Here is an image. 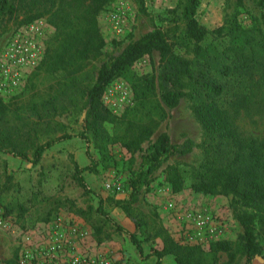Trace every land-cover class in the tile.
I'll use <instances>...</instances> for the list:
<instances>
[{
  "label": "rangeland",
  "instance_id": "1",
  "mask_svg": "<svg viewBox=\"0 0 264 264\" xmlns=\"http://www.w3.org/2000/svg\"><path fill=\"white\" fill-rule=\"evenodd\" d=\"M181 3L110 0L95 13L99 7L95 0H56L54 15L28 23L19 17L0 33V64L6 62L18 70L19 86L0 99L11 112L36 120L31 107L39 108L43 101L57 97L59 109L42 121L40 143L64 133L78 135L82 131L83 93L94 83L100 66L144 34L159 29L175 42L180 57L194 66L203 63L195 54L194 41L184 36ZM263 17L264 0H200L195 15L209 31L237 25L256 38L263 30ZM68 36L70 41L73 37L71 48ZM15 42L35 45L33 63L17 67L6 59ZM85 43L89 47L83 58L80 51H85ZM201 45L207 46L211 55L226 50L225 56L231 57L237 49L239 55L248 57L249 49H240L242 43L225 32L209 35ZM159 74V55L153 52L105 88L102 102L114 118L104 125L111 141L101 152L89 135V154L96 165L82 175L90 194L75 178L76 166L91 165L81 138L52 146L36 165L0 153V264H156V258L148 255L162 249L166 236L207 254L217 243L228 242L231 252L218 251L216 264H246L240 246L243 229L234 218L232 196L195 193L190 188L173 192L165 180L170 165L190 179V173L203 163L206 138L194 112L196 102L190 97L192 82L184 79L183 90L188 96L169 108L160 97ZM257 106L250 105L248 111L241 109L238 114L230 111L246 136L264 135V115L256 111ZM142 129H150L152 134L140 150L128 152L123 142ZM163 133L174 145L191 141L192 149L186 155L163 158L153 173L143 177L145 182L130 200V182L146 171L150 146ZM100 200L117 225L136 233L142 256L125 232L97 212ZM117 201H132L128 213L116 205ZM96 226L101 227L100 241ZM255 233L260 253L252 264H264V232L257 227ZM162 264L177 263L167 255Z\"/></svg>",
  "mask_w": 264,
  "mask_h": 264
},
{
  "label": "trees",
  "instance_id": "2",
  "mask_svg": "<svg viewBox=\"0 0 264 264\" xmlns=\"http://www.w3.org/2000/svg\"><path fill=\"white\" fill-rule=\"evenodd\" d=\"M95 1L99 5L96 13L110 0ZM199 4L200 0H182L181 18L184 22V36L194 41L195 54L202 57L203 63L194 66L191 61L180 57L175 52V42L161 30L148 32L100 66L94 83L83 93L85 102L82 108V131L78 135L64 133L40 143V136L43 134L40 130L42 121L50 112L55 114L59 109L57 97L39 105L43 115L39 112L38 105L31 107L30 111L36 120H33L32 116L22 118L17 112H11L9 105L0 99V153L36 165L52 146L74 137L81 138L87 145L86 154L91 160V165L83 168L76 166L75 178L85 193H92L82 175L96 165L89 154V135H92L96 148L104 152L111 141L104 125L114 119L102 102L105 88L139 59L157 52L162 102L169 108L175 107L180 99L188 96L183 90L184 79L191 81L193 87L190 97L196 102L194 112L206 138L203 163L190 173V179L177 166L170 165L165 170V180L173 192L190 188L195 193L232 196L233 215L243 229L241 250L246 264H252L260 253L255 230L259 227L264 232V135H244L230 111L238 114L241 109L248 111L250 105L257 104L256 111L264 115V17L263 30L258 38L248 35V30H243L237 25L230 28L222 26L209 31L195 18ZM57 10L56 0H0V33L19 17H23V23H28L50 13L54 15ZM222 32L235 41H240V49L248 48V57L239 55L237 49L231 57L225 56L226 50L208 54L207 46L201 43L209 35ZM71 39L70 41V36L67 37L70 48L74 44L73 37ZM88 47V43H85V51H80L83 58L86 57ZM57 63L58 59L54 60V65ZM144 82L154 83L153 80ZM151 134L152 130L142 129L133 139L123 142V146L128 152H136ZM191 149V141L174 145L167 134H160L150 146L146 171L133 177L130 182V200L137 196L139 187L145 182L143 177L153 173L163 158L186 155ZM131 203L132 201H117L116 205L128 213ZM97 212L113 223L118 231L125 232L140 255H143L136 233H130L117 225L103 209L102 200L99 201ZM138 228L136 225V232ZM95 232L99 238L101 227L96 226ZM218 251L231 252V246L228 242L217 243L207 254L199 247L182 246L166 236L162 249H154L148 256L155 257L156 264H162L163 257L167 255L173 256L177 264H216Z\"/></svg>",
  "mask_w": 264,
  "mask_h": 264
},
{
  "label": "built area",
  "instance_id": "3",
  "mask_svg": "<svg viewBox=\"0 0 264 264\" xmlns=\"http://www.w3.org/2000/svg\"><path fill=\"white\" fill-rule=\"evenodd\" d=\"M6 59L12 65L22 66L26 63H33L36 59L35 45H21L18 42L12 44V48L6 52ZM20 76L17 69L11 68L9 63L0 64V97H6L18 89ZM106 264V263H101Z\"/></svg>",
  "mask_w": 264,
  "mask_h": 264
}]
</instances>
